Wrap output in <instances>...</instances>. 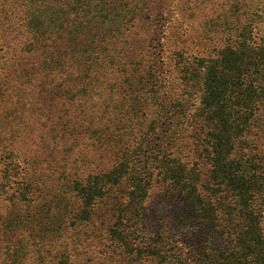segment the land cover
Returning <instances> with one entry per match:
<instances>
[{"label":"rangeland","instance_id":"374dc122","mask_svg":"<svg viewBox=\"0 0 264 264\" xmlns=\"http://www.w3.org/2000/svg\"><path fill=\"white\" fill-rule=\"evenodd\" d=\"M240 1L0 0V264H61L63 257L68 264H122L106 253L114 200L97 203L81 225L75 219L83 201L72 185L113 169L114 153L132 147L160 118L138 158L147 176L145 152L168 150L172 131L159 117L161 106L170 117L175 100H183L176 51L209 59L236 44L248 22V0ZM137 6L145 9L133 17ZM46 61L52 68L74 62L59 67L55 88L43 86L41 71L31 68ZM160 193L157 184L149 189L139 221L155 237L172 208L165 204L162 212ZM125 222L135 234L136 218ZM178 238L168 247L186 253L189 245Z\"/></svg>","mask_w":264,"mask_h":264},{"label":"trees","instance_id":"16d2710c","mask_svg":"<svg viewBox=\"0 0 264 264\" xmlns=\"http://www.w3.org/2000/svg\"><path fill=\"white\" fill-rule=\"evenodd\" d=\"M144 1L146 6L150 0ZM236 8L243 14L242 5ZM144 9L137 6L133 17ZM244 14L248 22L239 28L241 38L215 57L190 60L184 48L176 51L183 100H175L170 117L165 114L168 107L161 106L159 117H167L164 126L172 131L167 136L168 150L156 146L145 152L147 176L141 173L138 158L150 144L160 118L142 128L132 147L114 153L117 164L113 169L90 175L86 182L74 181L72 188L83 201L77 223L91 221L97 203L115 202L108 215L114 222L106 226L111 251H105L114 262L264 264V0H248ZM126 18L131 21L130 16ZM40 64L31 68L41 71L43 86L55 88L59 67H72L74 62L55 68L50 61ZM17 66L21 72L28 70L27 64ZM153 88L154 94L147 92L155 100ZM173 145L176 151L170 149ZM156 184L162 212L165 204L172 207L171 212L165 211L171 214L162 215L157 237L139 226L145 197ZM132 216L137 221L135 234L125 227ZM136 235L142 238L141 245L132 239ZM176 236L189 245L186 253L168 247ZM60 263L68 264L67 257Z\"/></svg>","mask_w":264,"mask_h":264}]
</instances>
